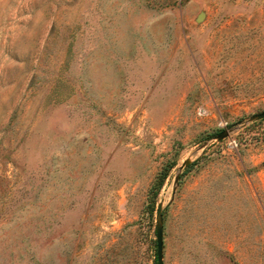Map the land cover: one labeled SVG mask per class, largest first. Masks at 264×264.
Wrapping results in <instances>:
<instances>
[{"label":"rangeland","instance_id":"374dc122","mask_svg":"<svg viewBox=\"0 0 264 264\" xmlns=\"http://www.w3.org/2000/svg\"><path fill=\"white\" fill-rule=\"evenodd\" d=\"M263 111L264 0H0V264H264Z\"/></svg>","mask_w":264,"mask_h":264},{"label":"water","instance_id":"95a60500","mask_svg":"<svg viewBox=\"0 0 264 264\" xmlns=\"http://www.w3.org/2000/svg\"><path fill=\"white\" fill-rule=\"evenodd\" d=\"M258 118H264V111L257 115ZM162 213L163 209L160 207L158 209V215L160 218V222L157 226V257H158V264H165L164 262V226L162 223Z\"/></svg>","mask_w":264,"mask_h":264},{"label":"built area","instance_id":"2783aa9c","mask_svg":"<svg viewBox=\"0 0 264 264\" xmlns=\"http://www.w3.org/2000/svg\"><path fill=\"white\" fill-rule=\"evenodd\" d=\"M198 113L200 115H204L206 113V110L204 108H199Z\"/></svg>","mask_w":264,"mask_h":264},{"label":"trees","instance_id":"16d2710c","mask_svg":"<svg viewBox=\"0 0 264 264\" xmlns=\"http://www.w3.org/2000/svg\"><path fill=\"white\" fill-rule=\"evenodd\" d=\"M155 262H156V264H158V257H157V254H156Z\"/></svg>","mask_w":264,"mask_h":264}]
</instances>
